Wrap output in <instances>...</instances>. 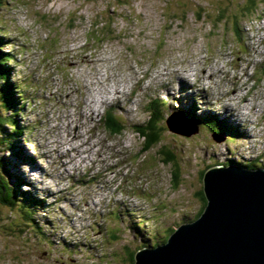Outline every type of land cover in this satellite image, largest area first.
Here are the masks:
<instances>
[{"label": "rangeland", "instance_id": "rangeland-1", "mask_svg": "<svg viewBox=\"0 0 264 264\" xmlns=\"http://www.w3.org/2000/svg\"><path fill=\"white\" fill-rule=\"evenodd\" d=\"M249 4L3 0L0 47L30 101L18 156L0 154L29 183L20 189L46 204L38 231L0 209V264H135L144 245L196 220L208 170L264 168V0ZM155 100L163 139L144 152L136 128ZM190 105L236 136L185 118ZM108 112L122 134L107 131Z\"/></svg>", "mask_w": 264, "mask_h": 264}, {"label": "water", "instance_id": "water-1", "mask_svg": "<svg viewBox=\"0 0 264 264\" xmlns=\"http://www.w3.org/2000/svg\"><path fill=\"white\" fill-rule=\"evenodd\" d=\"M175 116L166 124L176 133ZM238 165L208 170L201 216L178 227L166 243L141 249L135 264H264V168Z\"/></svg>", "mask_w": 264, "mask_h": 264}, {"label": "trees", "instance_id": "trees-1", "mask_svg": "<svg viewBox=\"0 0 264 264\" xmlns=\"http://www.w3.org/2000/svg\"><path fill=\"white\" fill-rule=\"evenodd\" d=\"M259 2L260 0H250L247 10L249 11L250 8L257 7L256 5H258ZM2 4L3 0H0V7ZM240 32L241 30L237 27L236 33L239 34ZM101 35L104 36V34ZM3 42V35H0V45ZM2 48H4V46L0 47V150L6 149V151L13 152L15 157H17V145L23 138L26 129L23 126L22 120L23 116H25L24 107L30 100L25 95L24 85L13 81V70L10 65L12 64V55L5 53ZM192 106L194 105H190L185 112L181 111L185 118L192 120L193 123L196 124H198V122L205 123L207 124L205 126H209L212 131H219L228 136H236V129H231L227 125L220 123L216 117L199 119L196 115L197 112H195ZM150 109L151 115L149 121L136 128V132L139 136L144 138V152L150 150L154 145L160 144L164 134L163 128L159 125L162 111H160V104H158L157 100L153 101V105H150ZM21 116L22 118L20 119ZM103 121L107 131H109L112 136L122 134L126 128L121 119L115 115L114 112H108ZM164 155V162L172 163L175 161V155L170 150L164 151ZM25 162H29L28 158ZM232 163H235V161L232 160ZM13 170H15L14 165L10 163L7 157L0 154V209H4L11 214L16 213V215H19V217L23 219L26 226L34 225L38 227V231L40 229L36 215L45 207V200L37 197L34 198L28 190L22 191L20 188H22L23 185H30L28 182H24L22 176L16 172L14 173ZM204 173H202V177ZM174 177L177 183L179 178L177 172ZM199 196L200 199L204 201V206L196 219L201 216L207 205L204 193L200 192ZM1 216L0 219H2ZM174 231L175 230L170 231L164 243L167 242L169 236L174 233ZM42 234L44 233L42 232ZM143 248L147 247L144 245L141 249ZM135 256L136 254L132 255V260L135 259Z\"/></svg>", "mask_w": 264, "mask_h": 264}, {"label": "bare ground", "instance_id": "bare-ground-1", "mask_svg": "<svg viewBox=\"0 0 264 264\" xmlns=\"http://www.w3.org/2000/svg\"><path fill=\"white\" fill-rule=\"evenodd\" d=\"M234 100H235V99H234ZM229 107H230V106H229ZM222 109H223V112L220 113L221 115H223V113L226 114L227 112H230L229 109H228V106H225V107H223ZM217 112H220V111H216V113H217ZM233 114H234V113L232 112V116H233ZM228 116H229V115H223V117H224L225 119H223V118H222V119L225 120V121H228L229 118H230V117H228ZM226 117H228V118H226ZM249 137H250V133H249ZM143 139H144V138H143Z\"/></svg>", "mask_w": 264, "mask_h": 264}]
</instances>
